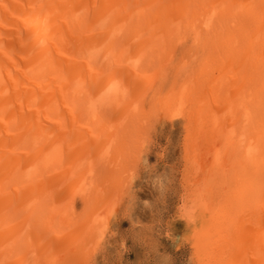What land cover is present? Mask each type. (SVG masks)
Listing matches in <instances>:
<instances>
[{"label":"bare ground","instance_id":"bare-ground-1","mask_svg":"<svg viewBox=\"0 0 264 264\" xmlns=\"http://www.w3.org/2000/svg\"><path fill=\"white\" fill-rule=\"evenodd\" d=\"M175 118L190 262L264 264V0H0V264L90 263Z\"/></svg>","mask_w":264,"mask_h":264},{"label":"rangeland","instance_id":"rangeland-1","mask_svg":"<svg viewBox=\"0 0 264 264\" xmlns=\"http://www.w3.org/2000/svg\"><path fill=\"white\" fill-rule=\"evenodd\" d=\"M183 134L178 118L156 123L88 264H193L186 241L189 230L177 212Z\"/></svg>","mask_w":264,"mask_h":264}]
</instances>
